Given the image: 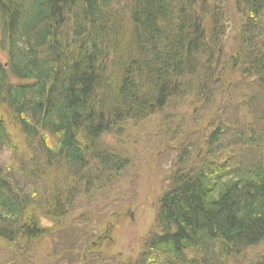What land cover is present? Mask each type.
<instances>
[{"label":"trees","instance_id":"trees-1","mask_svg":"<svg viewBox=\"0 0 264 264\" xmlns=\"http://www.w3.org/2000/svg\"><path fill=\"white\" fill-rule=\"evenodd\" d=\"M0 53V152L15 165L0 161L7 264L26 262L35 241L58 230L38 216L57 225L82 199L107 200L131 146L105 137L121 139L153 115L175 135L186 109L200 116L210 103L218 114L203 157L189 164L199 141L184 131L183 167L158 198L155 230L122 264H243L254 249L244 264H264V0H0ZM230 107L243 116L232 120ZM74 234L56 260L110 264L97 263L91 245L76 253L89 238Z\"/></svg>","mask_w":264,"mask_h":264},{"label":"rangeland","instance_id":"rangeland-1","mask_svg":"<svg viewBox=\"0 0 264 264\" xmlns=\"http://www.w3.org/2000/svg\"><path fill=\"white\" fill-rule=\"evenodd\" d=\"M231 27L227 31L228 34H226L225 40L233 37L234 29H231ZM232 44L233 40L229 45ZM227 49H229V46L227 48L225 46L224 50ZM228 60L229 58L227 60L221 59L219 64L226 63L223 67H228ZM0 62H5V55L2 53H0ZM230 77L232 78L233 75L228 74L226 78L229 79ZM241 90L245 92V97L247 90L243 84ZM248 91L251 93L249 88ZM239 95V89L236 87L232 98L240 101ZM196 107L198 108L200 105L197 104ZM242 108L234 109L230 107L229 113H232V120H234V116L238 118L243 116ZM224 109L225 107L222 105L219 111L222 112ZM186 111L183 113L185 121L179 123L181 129L175 135L173 134L175 127L163 128L160 119L157 118L158 115H153L151 120L147 121V124L138 129L129 130L127 136L121 139L116 140L114 137H105L104 143L113 146L115 149L118 144H129L131 146L127 157H125L128 165L118 173L114 183L109 188L110 195L107 200H103L101 193L96 194L94 201L89 204H84L85 199H82L83 204L79 200L80 210H78V213L70 221L61 220V224L58 223L57 225L38 216L41 228L50 229L51 226H58L55 227L58 230H46L47 232L35 241L34 248L29 255L24 256V258H27L26 262L22 257L19 258L20 264H72L67 256L61 257L59 260H56L54 256L55 251L66 249L64 243L67 238L71 239L68 236L71 232H73V237L76 233V239L89 238L88 245H84L82 241H79L75 252L84 254L85 247L91 245L101 254L96 261L97 263L102 258H105V261L110 264H122L127 259L136 261L143 247L144 238L149 235L150 231L155 230V209L158 198L167 188L171 174L183 167L182 156L184 153L177 144V139L186 131L189 133L187 137L191 143L199 141L198 147L191 148L193 157L189 164L193 165L197 159L203 157L205 152L203 140L212 130V125L217 121L218 111L213 103L203 108L200 116H192L190 108ZM237 113L238 115H236ZM173 123L178 125V122ZM23 152L26 151H21L22 155ZM0 161L4 166H15L10 158L9 151L6 149L0 152ZM15 176L26 181L21 174ZM41 192L43 193L42 198L45 195L47 197L46 192ZM73 221L77 222L79 226L73 225ZM89 223L92 227H89ZM67 232L68 234H66ZM259 248H264V243ZM260 251L259 249H254L253 252L252 250H246L245 255L241 256L240 262L244 264L246 261L251 260L252 254ZM12 253V246L0 238V264H7ZM79 261L81 263L82 259L80 258Z\"/></svg>","mask_w":264,"mask_h":264}]
</instances>
